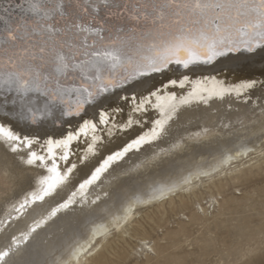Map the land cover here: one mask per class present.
<instances>
[{
    "label": "snow or ice",
    "instance_id": "1",
    "mask_svg": "<svg viewBox=\"0 0 264 264\" xmlns=\"http://www.w3.org/2000/svg\"><path fill=\"white\" fill-rule=\"evenodd\" d=\"M233 54L246 76L190 75ZM257 156L264 0H0V264H89L141 209ZM189 243L167 264H264V194L259 229Z\"/></svg>",
    "mask_w": 264,
    "mask_h": 264
},
{
    "label": "rangeland",
    "instance_id": "2",
    "mask_svg": "<svg viewBox=\"0 0 264 264\" xmlns=\"http://www.w3.org/2000/svg\"><path fill=\"white\" fill-rule=\"evenodd\" d=\"M205 185L141 209L127 234L114 233L89 264H167L193 258L189 241L205 249L227 248L250 229H259L264 194V158H254ZM201 187V188H200ZM206 208L200 213V208ZM189 220L184 221L183 217ZM141 239L154 242L156 255L138 251ZM207 255V252L205 253ZM259 260V256H257Z\"/></svg>",
    "mask_w": 264,
    "mask_h": 264
},
{
    "label": "bare ground",
    "instance_id": "3",
    "mask_svg": "<svg viewBox=\"0 0 264 264\" xmlns=\"http://www.w3.org/2000/svg\"><path fill=\"white\" fill-rule=\"evenodd\" d=\"M244 63V57L240 54H233L231 58H221L217 63L213 65H202V66H194L191 69L190 75L194 79H203L204 77H211L215 76L217 79H224L226 81L234 80L237 77L246 76L247 73L240 70L239 65ZM258 67V65H257ZM208 86H211V81L209 80ZM259 159V156L256 157ZM246 161H253L252 159H242L239 162H237L236 166H241L242 164L246 163ZM223 173L216 175L222 176ZM211 177L212 181H214L215 177ZM206 180V179H205ZM205 180L201 183H198L195 187L205 185ZM201 188V187H200ZM178 194V193H177ZM173 196H171L169 199H172ZM124 234V233H123ZM108 240V238L104 239L100 248H102L103 244ZM99 248V250H100ZM98 250V251H99Z\"/></svg>",
    "mask_w": 264,
    "mask_h": 264
}]
</instances>
